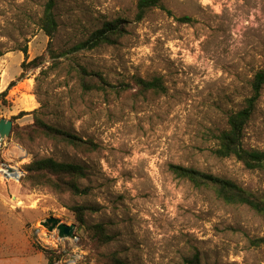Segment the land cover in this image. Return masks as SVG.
Returning <instances> with one entry per match:
<instances>
[{
	"label": "rangeland",
	"instance_id": "rangeland-1",
	"mask_svg": "<svg viewBox=\"0 0 264 264\" xmlns=\"http://www.w3.org/2000/svg\"><path fill=\"white\" fill-rule=\"evenodd\" d=\"M137 1L56 0L51 49L59 57L53 61L39 27L47 0H0V93L21 74L25 57L46 55L4 103L0 98V119L35 111L96 145L78 152L30 140L22 129L33 115L12 120L10 136L0 140V264H48L45 251L58 256L53 264H102L97 251L121 264H184L193 255L202 264H264V215L228 206L169 169L226 178L264 200V171L213 154L216 136L244 107L253 76L264 67V0H162L164 10L136 22ZM117 19L126 22L118 43L72 52ZM76 66L113 88L84 91ZM153 77L162 79L166 93H139L134 78ZM242 143L264 150V87ZM41 158L85 167L80 185L88 193L73 197L25 182L24 166ZM9 169L12 179L3 174ZM80 205L97 210L85 224H102L113 238L108 245L98 247L83 230L60 239L41 226L50 217L77 226L72 208Z\"/></svg>",
	"mask_w": 264,
	"mask_h": 264
},
{
	"label": "trees",
	"instance_id": "trees-1",
	"mask_svg": "<svg viewBox=\"0 0 264 264\" xmlns=\"http://www.w3.org/2000/svg\"><path fill=\"white\" fill-rule=\"evenodd\" d=\"M55 6L56 0H47L39 21L40 29L49 40L46 55L53 59V61L59 57L51 49L52 40L58 30V22L54 13ZM154 9L164 10L162 0H138L135 21H141L148 12ZM125 24L126 22L122 19L103 24L86 41L74 46L72 52L90 51L100 46H110L118 43L126 32ZM22 52L25 56L26 49H23ZM46 55L39 56L30 62H26L25 57L20 66L22 72L19 77L10 82L6 90L0 93L3 103L7 92L24 78L26 71L29 69L37 70L42 67ZM75 71L81 88L84 91H106L109 88H113L100 74H90L80 66H76ZM134 85L142 95H163L166 93V88L160 77H153L150 80L134 78ZM263 87L264 67L254 74L250 84L251 94L245 100L244 107L228 117L227 129L221 131L216 136L217 146L213 151L216 158H233L247 170L264 171V150L245 149L242 143L245 126L251 119ZM118 88L126 91L130 89V86L120 85ZM27 115H33V120L22 131L30 140L44 139L78 152H91L96 149V145L91 140H85L75 134L47 124L35 111L30 113L21 112L17 116L12 117V120H17ZM14 130H18V128ZM169 169L175 178L189 182L196 189L210 190L219 201L228 206H246L256 214L264 215V200L254 193L241 188L229 179L217 177L191 167L170 165ZM24 172V181L34 187H46L56 193H69L73 197H81L88 193V189L82 188L80 185L87 175L85 167L80 164L59 162L53 158H41L35 159L25 165ZM96 211L95 208L85 205L74 206L72 208L77 223V231L83 230L85 233H88L91 240L98 247H104L113 240L106 228L102 224L93 226H86L85 224V216L88 213H95ZM261 241L264 243V239ZM44 253L48 264H53L58 259V256L54 257L53 252L45 251ZM96 255L104 257L102 264H121L115 255H103L98 251ZM184 264H202V262L198 255H193L187 258Z\"/></svg>",
	"mask_w": 264,
	"mask_h": 264
},
{
	"label": "water",
	"instance_id": "water-1",
	"mask_svg": "<svg viewBox=\"0 0 264 264\" xmlns=\"http://www.w3.org/2000/svg\"><path fill=\"white\" fill-rule=\"evenodd\" d=\"M13 127L12 120L0 119V140L3 141L4 138H8L11 134ZM41 226L46 228L49 232L54 230L57 231L58 237L60 239H74L76 226L66 225L60 219L55 217H50L41 222Z\"/></svg>",
	"mask_w": 264,
	"mask_h": 264
},
{
	"label": "built area",
	"instance_id": "built-area-1",
	"mask_svg": "<svg viewBox=\"0 0 264 264\" xmlns=\"http://www.w3.org/2000/svg\"><path fill=\"white\" fill-rule=\"evenodd\" d=\"M0 147H1V144H0ZM3 172H4L3 174H4L6 179L7 178H10V179L14 178L15 173L12 172L11 170H3Z\"/></svg>",
	"mask_w": 264,
	"mask_h": 264
},
{
	"label": "crops",
	"instance_id": "crops-1",
	"mask_svg": "<svg viewBox=\"0 0 264 264\" xmlns=\"http://www.w3.org/2000/svg\"><path fill=\"white\" fill-rule=\"evenodd\" d=\"M18 77H19V76H18ZM5 83H8V82L5 81ZM2 91H3V90H2Z\"/></svg>",
	"mask_w": 264,
	"mask_h": 264
},
{
	"label": "bare ground",
	"instance_id": "bare-ground-1",
	"mask_svg": "<svg viewBox=\"0 0 264 264\" xmlns=\"http://www.w3.org/2000/svg\"><path fill=\"white\" fill-rule=\"evenodd\" d=\"M10 170V169H9ZM15 176V175H14Z\"/></svg>",
	"mask_w": 264,
	"mask_h": 264
}]
</instances>
